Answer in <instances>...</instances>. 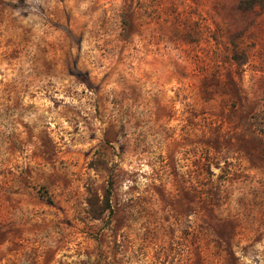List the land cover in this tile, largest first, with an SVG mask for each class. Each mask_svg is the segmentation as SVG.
Returning a JSON list of instances; mask_svg holds the SVG:
<instances>
[{
  "label": "rangeland",
  "instance_id": "1",
  "mask_svg": "<svg viewBox=\"0 0 264 264\" xmlns=\"http://www.w3.org/2000/svg\"><path fill=\"white\" fill-rule=\"evenodd\" d=\"M243 1L0 0V264H264Z\"/></svg>",
  "mask_w": 264,
  "mask_h": 264
},
{
  "label": "trees",
  "instance_id": "2",
  "mask_svg": "<svg viewBox=\"0 0 264 264\" xmlns=\"http://www.w3.org/2000/svg\"><path fill=\"white\" fill-rule=\"evenodd\" d=\"M256 0H244L243 1V3L244 4H246L245 6H246V8L247 7H251V5L252 4H254V2H255ZM121 22H122V26H123V35H126L127 36V33H128V29L130 28V12L128 13V11H124L123 12V15H122V20H121ZM233 42V41H232ZM237 46L238 45H235V51H236V48H237ZM238 54L236 53V52H234V54H233V60H235V62L238 64V65H241V63L240 62H238V56H237ZM258 115H260V113L258 114V113H255V114H253V123H255V125H256V123H257V129H255V131L257 130V131H259V132H264V109H263V111H261V115H262V117L260 118V120H259V116ZM261 122H262V124H261ZM107 199H108V196H107Z\"/></svg>",
  "mask_w": 264,
  "mask_h": 264
}]
</instances>
